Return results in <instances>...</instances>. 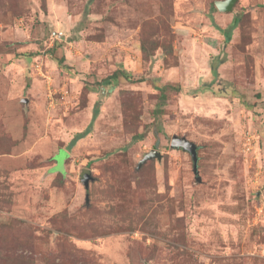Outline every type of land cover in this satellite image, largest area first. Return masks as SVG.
Instances as JSON below:
<instances>
[{
    "label": "rangeland",
    "instance_id": "1",
    "mask_svg": "<svg viewBox=\"0 0 264 264\" xmlns=\"http://www.w3.org/2000/svg\"><path fill=\"white\" fill-rule=\"evenodd\" d=\"M215 1L0 0V264H264V0Z\"/></svg>",
    "mask_w": 264,
    "mask_h": 264
},
{
    "label": "water",
    "instance_id": "2",
    "mask_svg": "<svg viewBox=\"0 0 264 264\" xmlns=\"http://www.w3.org/2000/svg\"><path fill=\"white\" fill-rule=\"evenodd\" d=\"M236 0H217L214 2L216 8L219 11L228 12L232 9L234 3ZM23 102H26V99H23ZM171 146L173 148H180L184 151H186L192 160V170L195 176H198V169H197V163H198V156H197V146L192 142L187 140L184 137H173L171 140ZM156 158L157 160L161 159V153L158 150L151 149L148 152L144 154V156L139 160L137 167L139 168L143 163H145L147 160H151ZM88 175H84L82 182L87 188L88 186Z\"/></svg>",
    "mask_w": 264,
    "mask_h": 264
},
{
    "label": "trees",
    "instance_id": "3",
    "mask_svg": "<svg viewBox=\"0 0 264 264\" xmlns=\"http://www.w3.org/2000/svg\"><path fill=\"white\" fill-rule=\"evenodd\" d=\"M141 50L142 52L144 53L145 52V48L144 46H141ZM63 57H61L59 59V64H62L63 62ZM120 76H123L126 80H130V76L124 72V70H122V68H118L116 69L115 71H113L110 75H108L106 78H104L102 81H108V83H113L115 82ZM77 137H82L84 136V133H79V134H76ZM75 140H73L70 144H73Z\"/></svg>",
    "mask_w": 264,
    "mask_h": 264
}]
</instances>
